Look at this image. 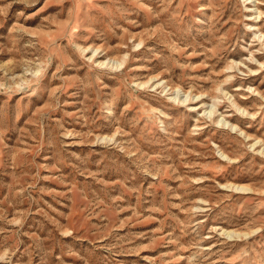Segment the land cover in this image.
I'll list each match as a JSON object with an SVG mask.
<instances>
[{"label":"rangeland","instance_id":"obj_1","mask_svg":"<svg viewBox=\"0 0 264 264\" xmlns=\"http://www.w3.org/2000/svg\"><path fill=\"white\" fill-rule=\"evenodd\" d=\"M263 149L264 0H0V264H264Z\"/></svg>","mask_w":264,"mask_h":264},{"label":"bare ground","instance_id":"obj_2","mask_svg":"<svg viewBox=\"0 0 264 264\" xmlns=\"http://www.w3.org/2000/svg\"><path fill=\"white\" fill-rule=\"evenodd\" d=\"M245 1H247L248 3H250L251 1H252V2H253V1L256 2L257 0H251V1H249V0H245ZM255 5H256V3H255ZM248 9H249V8H248ZM251 10H253V9H251ZM255 13H256V15H255L253 18H254V19H259V17H261V10L259 11L258 7H256V11H255ZM252 15H253V14H252ZM250 16H251V15H250ZM251 28H252L253 30H255V29H257V28L259 29V27H256V26H253V25H251ZM254 32H255V31H254ZM255 34L258 35V34H259V30L256 31ZM262 34H263V33L260 32L259 39L261 38V35H262ZM255 36H256V35H255ZM256 37H257V36H256ZM262 38H263V37H262ZM262 38H261V39H262ZM261 39H260V40H261ZM96 50H97V49H96ZM114 62L116 63V59H114ZM117 62H118V61H117ZM105 63H106V62H105ZM103 64H104V63H103ZM160 83H163V81H159V84H160ZM163 84H164V83H163ZM177 89H178V88H177ZM188 93H189V92H188ZM188 93H186V95H185V97L187 96V97H186L187 99H188V96H190V94H188ZM202 95H203V94H198V95H195L194 97L196 98V100H198V99H201V100H202V99H203ZM187 99H186V100H187ZM189 100H192V98H189ZM182 101H183V100H182ZM184 102H185V100H184ZM233 104H234V103H233ZM196 107H197V106H196ZM196 107H195V108H196ZM210 107H211V106H210ZM215 107H216V105L213 104L212 107L209 108L210 110L208 109L209 111H207L206 108H205V110H206L207 112H210V114H211V116H212V114H214ZM238 109H242V108L238 106ZM193 110H195V109H193ZM243 110H244V109H243ZM206 111H205V112H206ZM244 111H245V110H244ZM245 112H246V111H245ZM221 115H222V114H221ZM251 116H252V115H251ZM220 119H221V118H220ZM223 120H224V121H227V119H224V118H223L221 121H223ZM232 126H235V127H233V128H238L236 124H235V125L233 124ZM240 130H241V132H242L246 137H248V136L245 134L244 130H242L241 128H240ZM258 142H260V140H257L255 143H253V145H255V144L258 143ZM220 151H221V150H220ZM221 153H222L223 156H225V157L228 158V155H227L225 152L221 151ZM262 153H264V149L262 150ZM225 157H224V158H225ZM237 188L247 189L246 186H238ZM228 232L231 233L230 231H228ZM224 233H227V231L224 230ZM236 233H238V232H236ZM236 235H240V233H238V234H236Z\"/></svg>","mask_w":264,"mask_h":264}]
</instances>
